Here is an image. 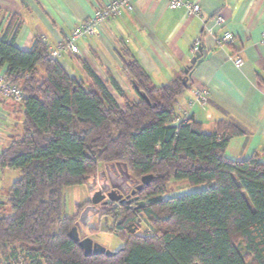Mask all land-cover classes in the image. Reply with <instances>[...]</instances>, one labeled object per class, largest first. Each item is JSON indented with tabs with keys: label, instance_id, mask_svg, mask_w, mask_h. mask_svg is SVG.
<instances>
[{
	"label": "trees",
	"instance_id": "16d2710c",
	"mask_svg": "<svg viewBox=\"0 0 264 264\" xmlns=\"http://www.w3.org/2000/svg\"><path fill=\"white\" fill-rule=\"evenodd\" d=\"M9 24L0 33V70L25 97L9 100L23 109V133L0 152L2 168L20 172L0 201V264H264V162L226 152L246 134L241 125L218 122L208 134L193 116L176 123L188 86L153 85L129 54L123 68L138 100L113 83L120 105L93 73L89 84L70 77L41 37L18 48ZM116 163L134 180L152 176L137 193L145 206L109 203L104 213L123 248L86 256L69 238L74 217L64 215L62 192ZM173 180L199 189L168 196Z\"/></svg>",
	"mask_w": 264,
	"mask_h": 264
},
{
	"label": "crops",
	"instance_id": "0c3cea01",
	"mask_svg": "<svg viewBox=\"0 0 264 264\" xmlns=\"http://www.w3.org/2000/svg\"><path fill=\"white\" fill-rule=\"evenodd\" d=\"M111 1L0 0V33L10 29L13 19L9 36L17 31L18 48L30 50L39 36L50 50ZM183 1L198 4L200 12L189 14L185 7L171 9L166 0H132L131 10L102 23L97 35L79 39V53L62 52L59 61L70 77L86 84L92 82L93 73L123 104L124 98L113 83L126 98H138L123 68L125 54L141 64L153 85L163 86L178 80L183 83L185 69L191 66L198 47L204 46L211 56L194 67L187 78L188 88L176 104V123L193 116L208 134L216 131L218 122L239 124L246 134L230 140L228 157H257L264 162V0ZM217 17L223 23L217 24ZM228 33L233 41L220 44ZM237 58L243 61L239 68ZM198 90L208 93L205 105L196 101ZM23 113L20 104L0 97V152L8 148L11 138L21 137L18 126L21 116L24 120ZM5 170H10L12 177L20 173L4 168L1 174Z\"/></svg>",
	"mask_w": 264,
	"mask_h": 264
},
{
	"label": "water",
	"instance_id": "95a60500",
	"mask_svg": "<svg viewBox=\"0 0 264 264\" xmlns=\"http://www.w3.org/2000/svg\"><path fill=\"white\" fill-rule=\"evenodd\" d=\"M210 51L205 49L204 46L198 47L195 56L191 61V66L185 69L186 78L183 80V85L187 87V78L192 75L193 68L201 64L203 61L210 58ZM135 89L138 91V87L133 82ZM145 98V96H144ZM94 182L99 183V189L93 192L90 199L91 205L85 207V209L80 213L78 223L72 227L69 231V238L77 243L87 255H106L108 257L113 256L116 252H110L106 250L99 244L94 243L90 238L82 239V231L88 228L91 219L94 215L99 213L98 205L107 206L109 202L122 203L125 201L128 204H136V209H142L145 206L144 201H140L136 193L141 191L145 186H148L152 180V176H144L140 180H134L129 172L128 166L126 164L116 163V164H105L104 169L97 175H94ZM114 178L121 180L125 186L130 190L126 193L114 183ZM90 178L87 179L86 183H89ZM104 179V180H103ZM103 180L102 184L101 181ZM134 185L135 188L131 190V186ZM94 187L90 184V191ZM107 199V200H106Z\"/></svg>",
	"mask_w": 264,
	"mask_h": 264
},
{
	"label": "rangeland",
	"instance_id": "374dc122",
	"mask_svg": "<svg viewBox=\"0 0 264 264\" xmlns=\"http://www.w3.org/2000/svg\"><path fill=\"white\" fill-rule=\"evenodd\" d=\"M138 100V98H137ZM119 103L122 104L121 100ZM22 122L23 117H20L18 132L22 134ZM16 134H18L16 132ZM104 169V165H100L95 174H93L89 183H85L80 186L67 187L62 192V201H63V210L64 215L68 218L74 217V222L72 227L75 226L80 217V213L85 209L86 205L90 203V199L93 195V192L99 189V183L94 182V175L99 174ZM10 170H5L3 174L0 175V201H5L7 199V190L10 188L12 183L20 176V173L17 177H12ZM131 174V173H130ZM90 184L94 189L90 191ZM198 187H191L186 182H177L171 181L168 184V196L188 194L189 192H194L198 190ZM117 203V202H116ZM81 207V208H80ZM107 206L100 205L99 213L94 215L91 219L90 224L87 229L82 231V239L90 238L94 243L101 245L106 250L110 252H117L123 248V241L117 237L114 231L110 230L111 227L115 226L114 219L111 216H106L104 211ZM120 219V218H119ZM142 221V220H141ZM142 231H144L147 226L142 221ZM71 227V229H72Z\"/></svg>",
	"mask_w": 264,
	"mask_h": 264
},
{
	"label": "built area",
	"instance_id": "2783aa9c",
	"mask_svg": "<svg viewBox=\"0 0 264 264\" xmlns=\"http://www.w3.org/2000/svg\"><path fill=\"white\" fill-rule=\"evenodd\" d=\"M131 2L132 0H112L107 5L98 8L88 21L76 26L57 47L50 49L51 56L60 59L62 52L65 51L72 55H77L79 53L77 45L79 39L97 35L102 23L111 18L118 17L123 10H131ZM166 2L171 9L185 7L189 14H198L201 10L198 4L185 3L183 0H166ZM216 22L217 24H221L223 23V19L217 17ZM261 37L264 41V32ZM233 38V35L228 33L219 43L222 44L224 42L233 41ZM242 64L243 61L240 58L235 59L236 67L239 68ZM0 97L19 103L23 101L25 95L20 87L8 81L4 74H0ZM195 98L200 105H205L208 102V93L206 90H198L195 92ZM2 170L3 168L0 162V173Z\"/></svg>",
	"mask_w": 264,
	"mask_h": 264
},
{
	"label": "flooded vegetation",
	"instance_id": "af4514ba",
	"mask_svg": "<svg viewBox=\"0 0 264 264\" xmlns=\"http://www.w3.org/2000/svg\"><path fill=\"white\" fill-rule=\"evenodd\" d=\"M103 180H104V179H103ZM103 180L101 181V184H102ZM114 183H115L117 186H119L120 188H122V190H123L124 192L129 193V190H130V189H129L127 186H125L124 183H123L121 180H118V179L114 178ZM134 188H135V186L132 185V186H131V190H133ZM139 192H140V191H139ZM139 192H137V193H139ZM137 193H136V196H137ZM106 200H107V199H106ZM109 203H116V202H109ZM88 205H91V202H90ZM88 205H86V206H88ZM98 206H100V205H98Z\"/></svg>",
	"mask_w": 264,
	"mask_h": 264
}]
</instances>
